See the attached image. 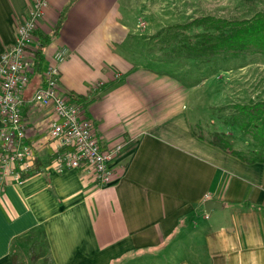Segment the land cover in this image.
<instances>
[{
    "label": "crops",
    "instance_id": "obj_1",
    "mask_svg": "<svg viewBox=\"0 0 264 264\" xmlns=\"http://www.w3.org/2000/svg\"><path fill=\"white\" fill-rule=\"evenodd\" d=\"M33 1L0 0V53ZM46 1L36 34L65 15L22 92L33 165L22 183L0 189V264H15L14 242L35 229L45 264H264V162L202 139L188 112L193 86L135 59L153 40V1ZM58 45L68 49L59 89L82 98L101 145L124 143L106 185L83 166L59 168L53 108L33 99ZM207 199L221 204L206 211Z\"/></svg>",
    "mask_w": 264,
    "mask_h": 264
},
{
    "label": "rangeland",
    "instance_id": "obj_2",
    "mask_svg": "<svg viewBox=\"0 0 264 264\" xmlns=\"http://www.w3.org/2000/svg\"><path fill=\"white\" fill-rule=\"evenodd\" d=\"M152 1L145 18L148 19V32L154 29L153 40H148V55L143 48L135 59L148 63L154 69L171 71L186 84L192 85L194 90L188 106L192 121L207 127L205 134L210 129L227 130L242 138L236 141L237 146L245 147L247 140L242 132L237 126L229 125L227 119L235 111L236 103L264 96V53L244 57L229 52L203 59L186 56L183 48L182 53L177 48L181 42L192 39L214 23L212 18L249 17L255 11L264 9V0ZM135 13L131 17L143 23L141 16L137 17ZM31 236L37 238V244L30 242ZM41 240L39 230L35 229L32 235L14 242V252L22 264H45L39 258L45 250ZM33 253H37L38 257H33Z\"/></svg>",
    "mask_w": 264,
    "mask_h": 264
},
{
    "label": "built area",
    "instance_id": "obj_3",
    "mask_svg": "<svg viewBox=\"0 0 264 264\" xmlns=\"http://www.w3.org/2000/svg\"><path fill=\"white\" fill-rule=\"evenodd\" d=\"M46 2H31L15 27L13 42L0 53V189L8 181L22 183L33 165L32 148L25 142L22 92L33 72L34 51L39 44L35 31ZM67 53L65 45L57 46L44 67V84L36 89L33 99L53 108L55 119L49 134L58 140L61 150L64 148L55 158L59 168L83 166L97 183L106 185L112 180L124 143L101 145L81 104L59 89L58 64Z\"/></svg>",
    "mask_w": 264,
    "mask_h": 264
},
{
    "label": "trees",
    "instance_id": "obj_4",
    "mask_svg": "<svg viewBox=\"0 0 264 264\" xmlns=\"http://www.w3.org/2000/svg\"><path fill=\"white\" fill-rule=\"evenodd\" d=\"M64 15L65 9L50 33H35L39 44L34 51L33 71H42L45 58L43 47L59 32ZM212 21L214 23L209 25L203 32L198 33L192 39L181 42L180 49H177L182 53L183 48L186 51L184 53L186 56L201 57L203 59L207 56L229 52L234 56L244 57L264 53V9L257 10L245 18H212ZM176 53L179 52L176 51ZM72 99L79 104L82 101V98L77 96L72 97ZM227 122L232 127L237 126L242 132L247 140L245 147L237 146L236 141H241L242 138L227 130L210 129L207 132L208 134H205L204 131L208 129L200 125L199 122L192 124V128L202 139L220 147L242 161L247 163L264 162V96L251 98L245 103H236L235 111L230 114ZM32 256L38 257L37 253H33ZM16 259L15 264H22L15 256V261ZM43 261L50 263L49 258H46V260L44 258Z\"/></svg>",
    "mask_w": 264,
    "mask_h": 264
},
{
    "label": "water",
    "instance_id": "obj_5",
    "mask_svg": "<svg viewBox=\"0 0 264 264\" xmlns=\"http://www.w3.org/2000/svg\"><path fill=\"white\" fill-rule=\"evenodd\" d=\"M1 120H0V126H1ZM205 210L209 211L210 208L212 207H219L221 202H219L218 200L215 199H207L203 202Z\"/></svg>",
    "mask_w": 264,
    "mask_h": 264
}]
</instances>
